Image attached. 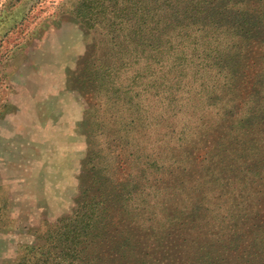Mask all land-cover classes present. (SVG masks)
Segmentation results:
<instances>
[{"label":"trees","instance_id":"obj_1","mask_svg":"<svg viewBox=\"0 0 264 264\" xmlns=\"http://www.w3.org/2000/svg\"><path fill=\"white\" fill-rule=\"evenodd\" d=\"M249 1L235 12L264 21V0ZM141 2L131 17L160 26L162 14L144 10L157 12L160 0ZM193 2L198 20L174 14L151 55L144 46L129 50L141 66L151 62L123 90V142L141 159L143 188L100 226L92 216L68 220L75 228L52 237L60 250L45 252L43 264H264V39L203 22L207 1ZM30 251L15 264H32Z\"/></svg>","mask_w":264,"mask_h":264},{"label":"rangeland","instance_id":"obj_2","mask_svg":"<svg viewBox=\"0 0 264 264\" xmlns=\"http://www.w3.org/2000/svg\"><path fill=\"white\" fill-rule=\"evenodd\" d=\"M135 1L0 0V264H15L25 248L43 264L45 252L60 250L52 237L75 228L70 221L92 216L100 226L143 188L141 159L123 142V90L151 62L141 66L129 50L144 46L151 55L162 25L174 27L171 16L196 21L198 12L190 9L194 0L176 7L160 0L157 12L144 8L162 14L159 26L131 17L142 4ZM206 1L203 22L264 39V21L235 12L251 1Z\"/></svg>","mask_w":264,"mask_h":264}]
</instances>
